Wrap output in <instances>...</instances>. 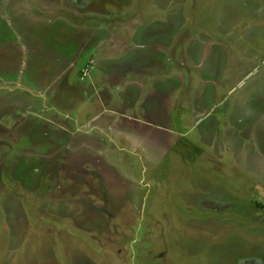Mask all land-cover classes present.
<instances>
[{"label": "rangeland", "instance_id": "rangeland-1", "mask_svg": "<svg viewBox=\"0 0 264 264\" xmlns=\"http://www.w3.org/2000/svg\"><path fill=\"white\" fill-rule=\"evenodd\" d=\"M0 264H264V0H0Z\"/></svg>", "mask_w": 264, "mask_h": 264}, {"label": "crops", "instance_id": "crops-1", "mask_svg": "<svg viewBox=\"0 0 264 264\" xmlns=\"http://www.w3.org/2000/svg\"><path fill=\"white\" fill-rule=\"evenodd\" d=\"M163 26H166V24H164V25H160V27H159V31H162L163 30ZM177 27V25H175L174 26V32L171 34V35H173V34H177V32L176 31H178L177 29L178 28H176ZM160 34V33H159ZM141 35V37H142V34H140ZM161 35V34H160ZM132 36L134 37L133 38V40H136V38H135V36H134V34H133V32L131 33V34H129V35H127V38L129 39V40H132L131 38H132ZM138 36V35H137ZM139 37V36H138ZM149 37V36H148ZM162 38L163 39H167V38H165V37H163L162 36ZM152 39H150V41H151ZM126 42H127V39H126ZM200 43L201 44H205V41H200ZM151 46V45H150ZM194 46H195V44H194ZM150 48H152V47H150ZM195 49V48H194ZM158 53H161V51H159ZM200 54V53H199ZM221 56H222V60H221V65H219L218 66V73L220 74V76H219V80H218V82H221L222 84L225 82V77H226V54H225V52L222 50V48H221V54H220ZM123 57V56H122ZM107 59L109 58V57H106ZM124 58V57H123ZM123 61V60H122ZM216 61H214L213 62V64L215 63ZM127 63H129V62H127ZM244 63V62H243ZM201 68H202V63H199L198 64ZM239 66V65H238ZM204 70H206V69H204ZM208 70V69H207ZM130 71V70H129ZM128 71V72H129ZM127 72V73H128ZM193 77H195L196 79H197V76H193ZM157 82V81H156ZM155 82V83H156ZM206 82H208V83H210L211 85H212V83H213V80L211 79V80H207ZM209 84V85H210ZM214 90H216V87H214ZM145 91V88L142 86L141 87V96H142V94H143V92ZM153 90H152V88H151V90L149 91V93L150 92H152ZM211 92L212 91H208V93H209V96L212 98V94H211ZM211 94V95H210ZM177 95V92H175V90L174 91H172V94H171V96H170V98H175V96ZM207 95V94H206ZM205 95V96H206ZM211 98H208V101H209V103H210V99ZM214 98V97H213Z\"/></svg>", "mask_w": 264, "mask_h": 264}]
</instances>
